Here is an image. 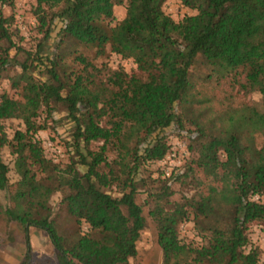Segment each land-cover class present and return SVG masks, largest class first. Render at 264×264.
Wrapping results in <instances>:
<instances>
[{
	"label": "trees",
	"instance_id": "obj_1",
	"mask_svg": "<svg viewBox=\"0 0 264 264\" xmlns=\"http://www.w3.org/2000/svg\"><path fill=\"white\" fill-rule=\"evenodd\" d=\"M164 1L34 0L41 37L22 61L8 55L20 49L11 17L0 14V81L20 97L0 95V154L6 149L11 157L8 166L0 155V192L17 185L12 205L0 200V232L11 223L20 228L19 264H30L33 227L47 235L55 264H127L145 225L134 201L144 183L159 264H257L246 228L259 224L264 234V0H176L195 10L178 22L160 9ZM113 6H123L124 15L110 26ZM56 21L55 51L42 54ZM109 54L130 60L133 71L108 67ZM211 83L254 91L258 101L222 106L207 91ZM55 108L71 123L73 155L61 168L35 138L46 127L39 115ZM5 120L21 125L11 137ZM172 124L186 138L190 160L222 170L232 188L171 200L170 184L182 175L136 177L141 162H158L169 151L159 132ZM55 193L59 209L52 211ZM60 211L67 224L58 221ZM189 221L198 244L178 235Z\"/></svg>",
	"mask_w": 264,
	"mask_h": 264
},
{
	"label": "rangeland",
	"instance_id": "obj_2",
	"mask_svg": "<svg viewBox=\"0 0 264 264\" xmlns=\"http://www.w3.org/2000/svg\"><path fill=\"white\" fill-rule=\"evenodd\" d=\"M165 15L171 18L174 22L180 21L184 15L194 14L195 10L182 7L176 0H165L160 8ZM35 3L34 0H11V6H1L0 14L3 17H11L12 22L10 30L13 33L12 42L20 49V52L14 53L13 49L8 52L9 57L14 56L17 61H22L26 52H32L35 44L38 42L41 34L36 29L35 21ZM113 26L116 22L122 19L124 15L123 6H113L110 9ZM97 17H102L101 13L95 14ZM61 27V23L56 21L52 27L49 37L42 42V54L54 53L55 43L57 40V31ZM66 48V47H65ZM66 51V49H64ZM111 69H122L126 73H130L134 69V64L130 60L119 59L113 54H109L104 60ZM33 64V63H32ZM35 76L40 77L38 68L32 69ZM208 85V93L214 98H218L222 102V106L230 105L236 107L238 105L253 106L258 101V95L254 91L246 93L235 92L234 90L227 91L225 85L214 88V84ZM0 95L11 100H20L18 89H11L6 79L0 81ZM216 106V105H215ZM65 114L60 108H55L50 112L47 118L41 113L39 120H45L46 127L36 132L35 138L38 139V144L45 157H49L57 167H63L72 157V149L70 147V128L71 123L65 118ZM4 131L8 137L16 129H20L21 125L15 120H5L2 122ZM190 128L184 126V131ZM176 124L160 130L159 135L165 138V143L168 145V150H174V158L170 162L165 161L164 164L155 161H144L139 165L136 177L143 180H153L161 176L164 168H168L170 173H178L183 179L170 184L172 195L171 200H176L179 197L199 198L206 193L218 191L222 188H232V179L222 170L211 171L207 167L195 164L190 160V152L186 151V138L184 135H176ZM168 151V152H169ZM2 160L10 166L11 157L8 156L7 150L1 151ZM165 177V175H164ZM16 177L10 171L9 181L14 182ZM146 182V181H145ZM150 186V185H149ZM137 193L134 201L139 204L141 215L145 219V225L140 232L139 239L135 246V256L128 260L127 264H159L160 252L156 242V228L153 220L147 215V205L145 203L147 193V184L137 185ZM17 191V185H11L3 192H0L1 198L9 205L13 204L14 195ZM115 196L114 192L110 193ZM58 194L51 195L49 204L52 211L58 210ZM58 221L67 224L63 213L58 214ZM59 223V224H60ZM250 243L258 248L257 264H264V234L261 231L259 224L249 223L246 228ZM29 263L30 264H55L54 253L51 248V243L47 235L38 228H29ZM178 235L185 242L198 244L199 239L195 235L192 228V222H183L178 226ZM24 243L21 230L14 223H11L5 232H0V264H19L24 255Z\"/></svg>",
	"mask_w": 264,
	"mask_h": 264
},
{
	"label": "built area",
	"instance_id": "obj_3",
	"mask_svg": "<svg viewBox=\"0 0 264 264\" xmlns=\"http://www.w3.org/2000/svg\"><path fill=\"white\" fill-rule=\"evenodd\" d=\"M174 155H175L174 150L171 149V150H170L169 152H167V153L163 156V158H162L160 161H158V162H160L161 164H164L165 161L170 162L171 159L174 158ZM163 173H164L165 176H169V175H170V171L168 170V168H164Z\"/></svg>",
	"mask_w": 264,
	"mask_h": 264
}]
</instances>
